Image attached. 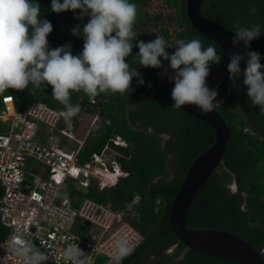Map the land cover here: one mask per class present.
Here are the masks:
<instances>
[{"label":"trees","instance_id":"trees-1","mask_svg":"<svg viewBox=\"0 0 264 264\" xmlns=\"http://www.w3.org/2000/svg\"><path fill=\"white\" fill-rule=\"evenodd\" d=\"M151 1L154 0H129L137 7L134 24L137 36L132 53L125 62L140 73L144 83L139 84L138 78L134 77L131 92L124 95L101 94L95 98V104H91L83 92L72 93L71 99V103L78 104L81 111L98 114L102 122L100 129L80 152L79 161L89 160L112 137L120 136L128 145L121 150L127 157L121 160L127 176L113 188L102 192L93 187L86 193L70 188L69 198L72 200L74 195H78L97 203H110L113 209L139 199L140 207L131 224L141 234L143 242L121 264H235L187 250L170 229L169 206L172 199L191 163L214 142V131L207 123L166 101L158 84L159 69L141 66L137 57L139 48L135 45L140 41H154L157 36L173 45L178 39L198 38L205 48L211 45L219 53L221 51L213 41L191 26L185 13L186 0H156L174 10V26L159 24L161 28L155 30L157 24L145 19L143 14L145 5ZM30 2L38 3L41 19L53 25V31L47 37L50 49L70 44L73 55L82 53V31L90 19L89 15L82 16L80 10L57 14L51 10V0ZM60 2L63 3V0ZM253 7L255 13L250 12ZM200 11L204 18L231 31L236 22L264 27V0H203ZM73 28H79L81 35H73ZM167 51L174 53L175 48ZM248 51L258 52L260 63H264V40L246 45L245 56ZM222 65L223 55L220 64H210L214 68ZM244 78L241 73L235 83L231 79L207 83L218 93L214 101L217 103L215 110L229 126L230 138L221 164L192 202L186 227L229 232L260 252L264 249V116L259 114V106H252ZM4 95L13 97L18 111L36 101L60 113L63 111V105L52 96L51 85L41 88L29 85L22 91L8 89L0 99ZM63 122L66 121L63 119ZM231 185L235 187V192L231 190ZM2 194L0 187V198ZM9 232L0 223V240ZM172 248V253L167 254Z\"/></svg>","mask_w":264,"mask_h":264},{"label":"clouds","instance_id":"clouds-1","mask_svg":"<svg viewBox=\"0 0 264 264\" xmlns=\"http://www.w3.org/2000/svg\"><path fill=\"white\" fill-rule=\"evenodd\" d=\"M51 10L57 14L80 10L82 16H90L82 31V53L73 55L70 44L49 48L47 37L53 25L41 19L38 3L0 0V94L8 89L22 91L29 85L34 88L51 85L53 98L63 105L60 115L70 123L81 111L78 104L71 103L72 93L83 92L94 101L101 94H128L134 77L139 84L144 83L140 73L125 62L137 36L135 4L129 0H63V3L51 0ZM250 12L255 13V7ZM232 28L233 47L241 41L248 45L264 32L260 24L245 26L236 22ZM71 31L73 35H81L79 28ZM135 46L139 48L138 63L143 67L159 69L163 66L161 58L170 61L174 75L168 78L175 85L171 93L173 107L194 105L204 114L214 111L218 93L208 87L206 80L210 64H220L222 60V54L214 46L205 48L198 38L178 39L173 45L160 36ZM169 48H175L171 55ZM243 59H246L243 83L247 95L252 106H259V114L264 116V65L260 63V54L255 51H248L246 56L231 54L230 79L236 82ZM233 189L235 192L234 186ZM11 251L23 264H45L49 258L23 239H14ZM132 252L127 239H118L113 252L115 264H121ZM85 257L77 244L62 252L65 264H85Z\"/></svg>","mask_w":264,"mask_h":264},{"label":"built area","instance_id":"built-area-1","mask_svg":"<svg viewBox=\"0 0 264 264\" xmlns=\"http://www.w3.org/2000/svg\"><path fill=\"white\" fill-rule=\"evenodd\" d=\"M101 125L94 121L80 137L73 121L63 122L59 110L36 101L18 111L12 96L1 97L0 223L10 232L0 240V264H23L11 251L14 239L33 243L48 255L45 264H65L62 252L75 244L86 254L85 264H115L118 239H127L133 250L143 242L131 224L140 207L138 198L118 209L78 195L69 198L70 188L102 192L127 176L121 165L127 157L121 150L128 145L120 136L89 160L79 161Z\"/></svg>","mask_w":264,"mask_h":264},{"label":"water","instance_id":"water-1","mask_svg":"<svg viewBox=\"0 0 264 264\" xmlns=\"http://www.w3.org/2000/svg\"><path fill=\"white\" fill-rule=\"evenodd\" d=\"M202 2L203 0H186V17L194 29L219 47L223 55V65L220 68L209 66L210 75L206 78L207 83L226 81L230 79L228 63L231 54L245 56L246 45L241 41L236 47H233L234 33L204 18L200 11ZM260 40H264V34L253 39L250 43ZM261 64L264 65V63ZM162 65L158 70V84L166 101L174 105L171 93L175 85L168 78L174 73L170 68V61L162 60ZM240 67L241 73H243L246 68V59L241 60ZM165 73L167 74L165 75ZM180 110L207 123L214 131V142L191 163L172 199L169 206L171 231L187 250L221 258L235 264H264L262 251H257L234 234L219 230H192L186 227V218L192 202L208 177L222 162L230 138V129L215 109L211 113L204 114L194 105H185Z\"/></svg>","mask_w":264,"mask_h":264},{"label":"rangeland","instance_id":"rangeland-1","mask_svg":"<svg viewBox=\"0 0 264 264\" xmlns=\"http://www.w3.org/2000/svg\"><path fill=\"white\" fill-rule=\"evenodd\" d=\"M143 14H144V18L147 20H152L154 22V24H157V31H159V29L161 28L160 25H166V26H170L173 27L174 26V10L170 9L169 7L165 6L163 2L161 1H151L149 3H147L143 9ZM151 30H153L152 27H150ZM1 96V94H0ZM100 119L97 117V115L94 114H89L85 111H80V113L75 116L72 121L74 123V125L76 126L78 133L81 136H83L88 130L92 129V123L94 121H96V123H101L97 122ZM66 144L68 146H74V143L71 141H66ZM231 190H233V186H230ZM234 191V190H233ZM77 231V230H76ZM174 248L170 249L169 251H167V254L172 253ZM262 252L264 253V249L262 250Z\"/></svg>","mask_w":264,"mask_h":264},{"label":"flooded vegetation","instance_id":"flooded-vegetation-1","mask_svg":"<svg viewBox=\"0 0 264 264\" xmlns=\"http://www.w3.org/2000/svg\"><path fill=\"white\" fill-rule=\"evenodd\" d=\"M153 258H155V257H153Z\"/></svg>","mask_w":264,"mask_h":264}]
</instances>
